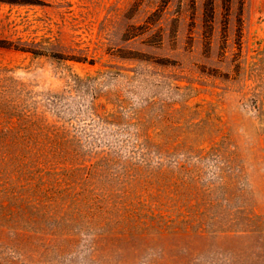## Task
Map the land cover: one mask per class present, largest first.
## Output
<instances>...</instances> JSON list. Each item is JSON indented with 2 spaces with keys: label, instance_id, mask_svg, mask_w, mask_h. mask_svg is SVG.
Here are the masks:
<instances>
[{
  "label": "rangeland",
  "instance_id": "rangeland-1",
  "mask_svg": "<svg viewBox=\"0 0 264 264\" xmlns=\"http://www.w3.org/2000/svg\"><path fill=\"white\" fill-rule=\"evenodd\" d=\"M205 2L0 0V264H264V0Z\"/></svg>",
  "mask_w": 264,
  "mask_h": 264
},
{
  "label": "trees",
  "instance_id": "trees-1",
  "mask_svg": "<svg viewBox=\"0 0 264 264\" xmlns=\"http://www.w3.org/2000/svg\"><path fill=\"white\" fill-rule=\"evenodd\" d=\"M212 4H213L212 0H206V2H205V11H204V14H205V21H206V23L208 25H211V23H212V17H213V7H212ZM145 161H146V158H145ZM180 166L181 167H184L182 164H180ZM185 168L186 167H184V169ZM186 173H190L189 168L186 169ZM198 176L199 175H197V177H194V179H198ZM98 200H99V197L98 196H91V197H89L90 207L97 208L98 205H100V203L98 202ZM108 214H109V208L105 209L103 206H101L98 209V212H96V211L94 212L93 217H95L94 219H97V220H105L106 219V216ZM118 220H119V218H117V221Z\"/></svg>",
  "mask_w": 264,
  "mask_h": 264
}]
</instances>
